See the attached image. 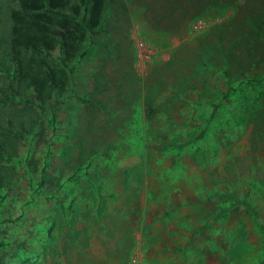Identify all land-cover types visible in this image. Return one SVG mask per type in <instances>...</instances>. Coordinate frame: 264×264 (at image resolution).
Here are the masks:
<instances>
[{
	"label": "rangeland",
	"instance_id": "rangeland-1",
	"mask_svg": "<svg viewBox=\"0 0 264 264\" xmlns=\"http://www.w3.org/2000/svg\"><path fill=\"white\" fill-rule=\"evenodd\" d=\"M69 67L0 63V264H264V0H109Z\"/></svg>",
	"mask_w": 264,
	"mask_h": 264
},
{
	"label": "trees",
	"instance_id": "trees-1",
	"mask_svg": "<svg viewBox=\"0 0 264 264\" xmlns=\"http://www.w3.org/2000/svg\"><path fill=\"white\" fill-rule=\"evenodd\" d=\"M108 4L109 0H0V63L5 60L12 66L21 95L32 88L41 104L52 99L54 90L65 85L67 69L89 32L101 26ZM56 51L62 70L51 63ZM149 111L152 118L151 106ZM4 147L1 140L0 156L7 151ZM12 182L11 175L0 171V189L10 188Z\"/></svg>",
	"mask_w": 264,
	"mask_h": 264
},
{
	"label": "built area",
	"instance_id": "built-area-1",
	"mask_svg": "<svg viewBox=\"0 0 264 264\" xmlns=\"http://www.w3.org/2000/svg\"><path fill=\"white\" fill-rule=\"evenodd\" d=\"M137 48L139 51V54L141 57H149L150 56V49L147 46V44L145 43V41L140 40L137 43ZM135 264H143L142 261L138 258V259H134Z\"/></svg>",
	"mask_w": 264,
	"mask_h": 264
}]
</instances>
